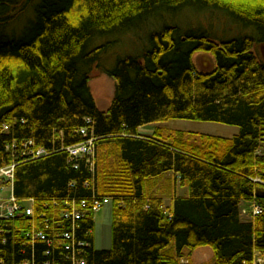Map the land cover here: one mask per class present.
I'll list each match as a JSON object with an SVG mask.
<instances>
[{
	"label": "trees",
	"instance_id": "16d2710c",
	"mask_svg": "<svg viewBox=\"0 0 264 264\" xmlns=\"http://www.w3.org/2000/svg\"><path fill=\"white\" fill-rule=\"evenodd\" d=\"M10 2L0 0V32L19 5ZM210 10L249 35L217 38L178 22ZM35 17L31 35H0V164L15 161L11 139L51 154L16 169L14 196L33 200L34 215L0 219V264H73L62 243L73 231L64 213L74 200L95 199L113 206V248H95L94 214H86L75 233L89 247L76 264H194L202 247L214 252L208 264L264 257V60L255 53L264 43V0H40ZM124 36L141 53L105 68ZM197 53L213 55L216 68L200 71ZM101 69L117 83L105 112L89 86ZM172 120L240 131L227 138L158 126L139 135ZM90 138L94 172L85 161L74 168L61 150ZM243 203L262 213L244 221ZM42 232L51 245L35 238Z\"/></svg>",
	"mask_w": 264,
	"mask_h": 264
},
{
	"label": "rangeland",
	"instance_id": "374dc122",
	"mask_svg": "<svg viewBox=\"0 0 264 264\" xmlns=\"http://www.w3.org/2000/svg\"><path fill=\"white\" fill-rule=\"evenodd\" d=\"M19 3L17 9L14 13L13 8L12 12L9 14V26L7 29L2 30L0 35L3 34V38H6V41L21 40L24 37H27L33 33L34 27L33 23L36 20L35 17V8L39 4L40 0H19L13 1L12 3ZM9 3V2H8ZM11 8V9H12ZM22 9V11H21ZM11 15V16H10ZM7 19L4 18V21ZM180 24H182L183 29H196L202 27L201 29H207L216 36L217 38L224 39H233L241 35L250 33L248 30L246 33L243 31L239 25L235 24L232 19H230L224 12H218L216 10L205 11L203 13H193L188 12L183 14L179 19ZM120 42L107 53L105 59L103 60V66L107 69H112L116 66L117 61L121 58H126L128 56H133L138 53H141V43L135 41L131 36H124L122 39H119ZM111 41V40H110ZM108 42V41H106ZM255 53L264 60V43H259L256 45ZM196 67L203 72H210L216 68V61L213 55L206 53H197L193 59ZM92 80L89 82L91 93L96 101L97 106L102 111H108L111 107L113 100L115 98L116 86L117 83L114 79L110 78L103 73V69L98 72H94L92 75ZM154 126H161L174 131H185L200 133L205 135L212 136H222L231 138L233 135L239 134L240 129L235 126L220 124V123H211V122H200V121H189V120H172L160 124H151ZM3 126H9L7 124ZM10 127V126H9ZM96 143V138L94 145ZM94 148V152H95ZM264 151V145L263 149ZM50 155V154H49ZM47 155L46 157H48ZM42 158V157H41ZM38 158V159H41ZM14 179L10 180L14 184ZM11 190L6 189L5 192L1 193L2 197L11 196ZM9 196V197H10ZM246 208L249 209V206ZM244 221H249L251 218L249 216L242 217ZM95 228H94V246L96 249L110 250L113 248V206L111 201L104 203L103 208L100 212L95 214ZM205 247H202L203 249ZM204 261H199L196 257V261L207 262V259ZM260 263L264 264V257H260Z\"/></svg>",
	"mask_w": 264,
	"mask_h": 264
},
{
	"label": "built area",
	"instance_id": "2783aa9c",
	"mask_svg": "<svg viewBox=\"0 0 264 264\" xmlns=\"http://www.w3.org/2000/svg\"><path fill=\"white\" fill-rule=\"evenodd\" d=\"M87 124L91 123L90 120L86 121ZM10 130L9 126H3L1 129V132L6 133ZM80 133L84 136H87L88 129L82 128L80 130ZM27 142V143H26ZM22 141L21 144L18 146V143H14L13 147H6V150L10 151H18L20 153L25 154V156L31 155L30 151H33L36 147L35 144L32 141L26 140ZM95 138H90L88 141L74 145L73 147L68 148V152L71 156L72 165H74V168H79V163L81 161H85L87 165L91 167V171L94 172V145ZM49 155V152L47 153ZM46 155V156H47ZM41 158L40 155H36L33 157V159ZM10 180L11 174L10 172H0V219H11L13 217H16L17 215H26L28 217H32L34 215L33 207H28L23 205L21 202H19L13 195L10 197H2L1 193L5 192L6 189H8V184L11 183ZM106 200L104 199H95L93 202H88L86 200L81 201H73L68 204V210L64 213V219L66 221L70 220L71 223H73L72 232H64L62 234V240L64 249L72 254L70 256L71 260L73 261V264H76L78 262V258L76 255H79V253H84L85 249L89 247V243L87 242H81L76 239V230L78 229L79 221L85 218L86 214L89 213H97L99 212L103 206ZM247 211H244V214H246ZM252 213L255 216H258L262 213V208L260 206H253L252 207ZM36 239H39L41 241H46L48 239V235L46 233H38L35 236ZM48 244L51 245L50 239H48ZM82 261H85L82 259ZM81 264H85L84 262H81Z\"/></svg>",
	"mask_w": 264,
	"mask_h": 264
},
{
	"label": "bare ground",
	"instance_id": "6f19581e",
	"mask_svg": "<svg viewBox=\"0 0 264 264\" xmlns=\"http://www.w3.org/2000/svg\"><path fill=\"white\" fill-rule=\"evenodd\" d=\"M6 133H8V132H6ZM84 136V135H83ZM25 142H26V140H24ZM86 142V141H85ZM14 143H15V140H12L11 139V144H9V142H8V144H7V146L8 147H13V145H14ZM27 143V142H26ZM81 144V143H80ZM78 145V144H77ZM6 146V147H7ZM70 147H73V146H70ZM70 147H65V148H62L61 150L62 151H65L67 154H68V156H69V161H71V156H70V154H69V152H68V148H70ZM29 152H31V155H29V156H25V154H23V153H20V152H14V153H12L11 155L13 156V157H15V161H12V162H10V163H7V162H2L1 164H0V172H10V174H11V178L12 179H14L15 180V176H16V169H17V167L19 166V165H21V164H23V163H25V162H31L32 161V159H33V157H35L36 155H40L42 158H45L46 157V155H47V153L49 152L48 150H46L44 147H41V146H37V147H35L34 148V150L33 151H30V149H29ZM49 154H51V153H49ZM13 187H14V184H13ZM16 198V197H15ZM17 199V198H16ZM18 200V199H17ZM19 202H27V201H29V200H27V201H21V200H18Z\"/></svg>",
	"mask_w": 264,
	"mask_h": 264
},
{
	"label": "crops",
	"instance_id": "0c3cea01",
	"mask_svg": "<svg viewBox=\"0 0 264 264\" xmlns=\"http://www.w3.org/2000/svg\"><path fill=\"white\" fill-rule=\"evenodd\" d=\"M161 125V124H160ZM157 126H153L152 125H149V126H145V127H142L139 129V135L141 137H151L154 133V130L156 129ZM234 136V135H233ZM232 137V136H231ZM186 190H181L179 191L180 194H185ZM167 203H169V201H167ZM248 206V204H242V207L243 208H246ZM99 250H104V249H99ZM111 250V249H110ZM196 257H198V260L199 261H204L203 259H207L205 261H208V263H211L213 261V258H214V252L213 250L210 248V247H205L203 249L199 248L198 250H196L192 257H191V261L194 263V264H206V262H199V261H196Z\"/></svg>",
	"mask_w": 264,
	"mask_h": 264
}]
</instances>
